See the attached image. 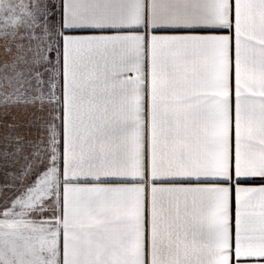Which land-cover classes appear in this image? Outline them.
<instances>
[{"label": "snow or ice", "instance_id": "1", "mask_svg": "<svg viewBox=\"0 0 264 264\" xmlns=\"http://www.w3.org/2000/svg\"><path fill=\"white\" fill-rule=\"evenodd\" d=\"M0 264H264V0H0Z\"/></svg>", "mask_w": 264, "mask_h": 264}]
</instances>
